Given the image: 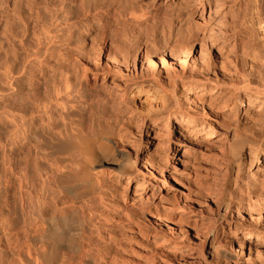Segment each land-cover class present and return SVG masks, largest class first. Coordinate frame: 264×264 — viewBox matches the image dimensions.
I'll list each match as a JSON object with an SVG mask.
<instances>
[{
    "label": "bare ground",
    "instance_id": "6f19581e",
    "mask_svg": "<svg viewBox=\"0 0 264 264\" xmlns=\"http://www.w3.org/2000/svg\"><path fill=\"white\" fill-rule=\"evenodd\" d=\"M263 2H255L257 21L252 16L255 19L251 23L253 27V22L264 25V20H260L264 15ZM50 5L42 15L32 14L30 10L24 14L26 18L18 14L21 18L19 30L16 27L12 31L5 29L1 37L0 264H169L167 259L174 258L171 251L180 248L203 261L205 245L223 264H232L230 261L237 253L223 247L220 233L230 224L227 220L230 204L216 203L218 215H221L209 234H190L183 224L187 218L184 221V214L179 211H183V206H191L190 190L184 192L180 184L171 185L168 180L176 176L174 170H177L168 165H174L169 150L170 143L177 140L171 134L170 123L175 120L181 131L177 143L183 142L180 139L186 132L195 134L204 145L231 128V140L242 137L234 145L236 148L231 147L235 156V181L232 180L233 188L228 189H231L230 202L232 192L241 188L237 182L241 161L240 156L235 155L236 150L247 146L248 155L256 159L264 151V140L257 132L259 126L264 127V33H255L252 27L254 32L248 29L244 35L241 33V49L244 54L252 53L254 63L250 64L259 68L255 65L254 68L250 66L249 71L241 70L242 76L229 82L228 77L226 81L222 74L219 75L211 61L202 66L188 63L191 43L187 39H180L178 46L163 49L157 55V51L147 47L145 51L142 49L144 52L137 45L135 48L130 45L133 49L121 47L107 39V33H102V41H95L96 47L89 50L84 45L85 35L78 33L77 21L72 20V10L69 12L70 8L64 7L62 0H51ZM0 14L4 12L0 10ZM30 20L34 23L28 27ZM104 55L105 61L99 62ZM166 58L165 71L157 70V59L165 61ZM99 78L104 90L97 91L96 100L93 97L94 100H90L88 93ZM221 89H239L240 92L229 91L230 95L222 102L219 100V105L230 106L232 101L233 107L240 102L244 109L232 110L233 107L226 118L215 112L206 101L213 99L211 93L222 92ZM224 94L217 95L222 98ZM244 100L247 104H243ZM254 104L257 108L252 111L250 106ZM86 108L90 115L83 119L80 113ZM98 108L103 116L98 115ZM241 122L245 125L242 135L237 131ZM152 126L163 146H167L162 150L164 157L153 158L154 155L147 151L141 156L136 147V144L146 143L147 138L142 133ZM186 150L183 149L180 161L184 169ZM171 153L174 155L176 148L173 147ZM186 171L188 175L196 172L194 169ZM160 177L163 183L150 195L143 196L147 185L156 183ZM222 182L225 181L221 178L218 183ZM133 183L134 195L127 209L123 204L127 203ZM263 186L257 188L250 184L245 187L243 196L247 197V208L255 200L258 201L254 202L256 205L261 204ZM221 188L218 189L220 196L223 186ZM91 201L113 206L105 218V225L94 222V228L88 229L86 234L84 220L81 215L76 216L74 210L92 206ZM173 216H176L175 228L171 223ZM149 226L153 230L150 231ZM177 229L178 238H182L179 241L174 236ZM246 236H250L248 229L239 237ZM151 238V242L160 243L153 248L154 254L135 257L137 243L144 248ZM242 242L237 240L240 247ZM262 242L264 236L257 233L255 241L249 242V253L263 254Z\"/></svg>",
    "mask_w": 264,
    "mask_h": 264
},
{
    "label": "rangeland",
    "instance_id": "374dc122",
    "mask_svg": "<svg viewBox=\"0 0 264 264\" xmlns=\"http://www.w3.org/2000/svg\"><path fill=\"white\" fill-rule=\"evenodd\" d=\"M119 1L103 0V3H100V0L99 2L97 0L96 1L87 0V2L86 0H62L63 6L64 7L68 6L67 8L68 9L70 8L68 10L69 12L72 10L70 12L71 17H73L72 20L74 19L73 21L75 22L77 21V23L75 22L74 23L79 26L80 31L77 29L78 33L81 32L85 35L83 37L86 40L84 41V45L86 44L87 46L86 45L85 46L86 48L88 47L89 50L93 48L92 46L95 45V41L97 43L102 41V37L100 36L102 35V33H107V37L106 35L105 37L110 40L112 39L114 43H117L121 47L124 48L130 47V49H133L135 48L134 45L135 46L137 45V47H141V50L144 49V51L145 48L147 47V49H149L150 51L153 50L157 51L156 52L157 55L163 49L166 50V49H170L172 46H178L180 43V39L182 41L183 40L185 41L187 39V41L191 43V47H189L190 52L187 57L188 63L191 62L190 64L194 63L195 66L198 65L202 66L203 63L207 61H211L218 69L219 75L222 74L225 80L228 77L229 79L227 78V80L229 82L237 81V79H239L242 76V75L240 76L241 70L247 69V71H249L250 69L254 68V66L256 65V64H252L253 65L252 66L250 64L253 62V60L251 59L252 53L244 54L242 50L243 48L241 49V47H243L242 35H244L243 33L249 32L248 29L254 32L253 31L254 28H255L254 29L255 33L256 32L264 33V31H261V29L264 30L263 28L264 25L261 24L262 25L261 26L259 24L261 22L258 23L259 26L261 27L256 25V22H253V25L255 24V26L259 27L258 28L259 31L256 29L257 27L255 26L253 27L251 25L252 20L255 21L254 18H256L257 16L255 13L256 10H254V6L257 5V3L255 2L256 1L263 2L264 0H256V1L255 0H126V1L121 0V2ZM85 2L89 6H86ZM93 2L94 4L97 2L98 6H96L97 3L95 5L92 4ZM244 3L245 5H243ZM50 4H51V0H0V10L1 12H4V14H0V46L2 45L1 43H3V41H1L2 40L1 37L6 30L11 29L12 31L15 30V27L17 28V30H19V26H21V21H20L21 18L18 17V14L21 16L23 15V17L26 18L27 15L24 16V14H28V10H30L32 14L38 13L42 15L43 12L48 11L47 7L51 6ZM263 7H264V2H263ZM76 10H78L80 13H78V11L76 13L75 12L73 13V11ZM5 12L7 15H5ZM263 12H264V8H263ZM73 14H75L77 17L75 15L73 16ZM252 16L255 17L253 18ZM260 20L261 21L264 20V15L260 17ZM248 21L249 23H247ZM242 22L245 23L246 25L243 24ZM33 23L34 21L32 22V20H30V22L28 21V25H29L28 27H31ZM5 24H7L8 26L6 27ZM177 41L179 43H177ZM130 45L131 46L133 45L132 46L133 48H131ZM232 45H234V47L231 49ZM95 47L96 46H94V48ZM144 51L142 50V52ZM105 56L106 55H104L102 60L100 59L99 62L105 61ZM158 60L159 59H157L155 63L156 69L165 71V69L167 68L166 64H168L167 58L165 61L164 60L158 61ZM255 67L256 69L259 68L257 67V65ZM232 79L234 80L232 81ZM101 80L102 79L99 78L98 82L96 81L95 85L93 84V88L88 93V99L94 100L96 98L95 95L97 91L100 92V90L101 91L104 90V87L102 86L103 81ZM221 90L222 92H219L220 90H217L211 93L210 96H212L213 99L212 100L208 99V101H206L207 103L211 104L215 112H217L218 114L222 113L221 116L226 118L229 116L230 110L233 107L235 109L233 108L232 110H236L237 108L244 109V106H241L240 102L237 103L236 106L235 104L234 106L232 105L233 107H231L232 101L229 103L230 106L228 104H227L228 106L219 105L218 101L220 100V102H222L226 96H229L230 95L229 91L230 93L234 92L235 94H238L240 92L239 89L238 90L236 89L235 91L231 89H221ZM8 92L11 93V90H9ZM218 93L221 94L226 93V94H224L223 97L221 98V96L217 95ZM92 97L95 98L92 99ZM243 104H247V101L244 100ZM256 108L257 107L255 106V104L250 106V109L252 111H254ZM81 114H83L82 115L83 119H86L87 117H89L90 111L89 109L86 108L85 110L81 111L80 115ZM98 115L103 116L101 114L100 108H98ZM220 118L222 119V117ZM229 122L232 123V121ZM174 123L173 124L170 123V130L172 131L171 134L174 137H176V139L178 140L180 138L179 136L181 135V131L179 129L178 124L177 123L174 124ZM244 126L245 125L243 124V122H241L238 125L237 131L240 132L238 134L242 135L241 133ZM260 127L262 128V130L260 129ZM257 129H259L257 130L258 134L262 135L259 137H261V139L264 140V134H262L264 133V127L259 126V128ZM156 131L157 130L156 128L154 129V126L149 127L147 129V132L145 133L143 131L142 135L145 138H147L146 143L140 146L136 144V147L139 149V151H141V152L138 151L141 156H143V154H145L146 151L147 153L151 154V156L154 155L153 158L159 156L161 157L165 156V153L163 151L166 149L167 146L166 145L163 146L161 139L158 138L159 136L155 135ZM232 133L233 131L231 128L230 131L226 133H222L217 137H214V139L208 143L209 145L206 144L204 145L202 143L200 144L201 139L197 138L195 134L189 132L182 134L180 139L183 141L182 143H177V140L171 142L169 156L172 160H174L173 161L174 165L172 164H168V165L170 166L169 168L173 167L174 169L175 167V169L177 170H174L176 176L168 177V180L171 181V185L180 184L179 186H181L180 188H182L184 192H186V190L188 191L190 190V197L188 201L189 204H191V206L190 205L183 206L184 207L183 211H179L184 214V221L187 220L186 222H183V224L185 223L184 226L187 227V229L190 231V234H194V233L209 234V231L212 229L211 226L213 227L214 224H216L217 219L220 217L219 215H221V214L218 215L217 212L218 204L216 205V203H220L221 205L222 204L227 205L228 203L230 204L232 211L227 213L228 214L227 220L228 223H230L229 224L230 226L226 225L225 226L226 228L224 227V229L220 231V233H222L221 238L223 239V247L227 248L228 251L233 250L234 252L237 253L236 254L237 257L234 260H231L230 262L232 264H264V250H263V254L261 252L260 254H258L257 252L255 253L252 252L250 254L248 250L249 242L255 241V235L257 233L262 234L264 236V204H263L264 198L260 200L261 202L260 205L258 204L256 205L254 202L257 200H255L254 202L252 201V205L247 208V204L245 203L247 197L246 198L244 197L247 190L245 187L247 186L250 187L251 184V187L255 186L257 188L258 187L261 188L264 185L263 184L264 183L263 182L264 181L263 180L264 151L263 152L261 151L258 154V159H256L251 155H248L250 150L247 146H243L240 150H236L235 155L236 157L240 156L239 158L241 161L238 170V177H237V182L241 186V188H238L240 191L237 190L235 192H232L233 194L231 195L233 197L229 202L228 198L231 189L230 190L228 189L233 188L232 186H234V184L232 183L234 182L232 180H234L233 178L235 175L234 173L235 171L233 168V165L235 163L234 162L235 156L234 154L232 155L233 149L231 147H235L240 142L239 140L242 139V137H240L241 139L238 138V140L235 139L231 140L232 138L231 136H233ZM183 136L184 138H182ZM173 147L176 148V153L174 155H172L171 153V149ZM186 148L187 150L184 154V159L186 160V168L184 169L180 161L183 159V157H181L182 156L181 154H183V149ZM230 148L232 149V151ZM230 155H232V157ZM249 156H251V158H249ZM191 164L194 165L192 166ZM191 168L194 169V172L196 171L194 174H196L197 178L194 174H190L191 176L187 174L186 170L191 172L192 170ZM213 177H214V181L212 183L211 181ZM221 178L223 181L225 182L227 181V182L226 183L222 182L219 184L218 182ZM186 180H188L189 182ZM260 182H262V184ZM162 183H163V179L162 177H160L156 183L147 185L146 189L143 191V196L146 197L147 195H150L151 191L157 189V187H159ZM227 183L229 184V186ZM226 184L227 187L225 186ZM242 184L243 185L245 184V186H243ZM222 186H223V193H221L220 196L218 189L220 191V189H222L221 188ZM134 188H135V183L131 185L130 192L128 194L127 203L124 202L125 204H123L124 208L128 209L129 202L134 195V190H135ZM239 194H241V196ZM145 197L142 198L144 199ZM243 197L245 198V200H243L244 199ZM144 201L147 204L150 205L152 204V201L150 202L146 200ZM90 203L92 204V206L90 204L87 205L88 207L85 205L84 206L85 208L82 209L83 211L74 210L75 215L76 216L81 215L82 219L84 220V223L86 225V229H85L86 234L87 231H89L88 229L94 228L92 227V223L94 222H96V224L99 226L105 225L104 222L105 218L108 217L107 215L109 212H111L113 206L112 204H108L107 206L105 205L101 206L98 205L96 201H91ZM256 203H258V201ZM236 209H238V213ZM250 214H252V217L250 216ZM254 215H256V217H254ZM148 216L147 217L151 219V216L150 215ZM173 218L174 220H172L171 222L172 225L173 222H175L176 220V216H173ZM89 219L92 220L90 221ZM173 227L175 228V225H173ZM149 229L150 231L153 230L152 226ZM247 229L250 232V236H246L245 237L246 239L239 237L240 234ZM259 229L261 232L262 231L263 232L262 233L258 232ZM177 232L178 229L176 230L174 235L177 236V239L175 240L177 241L182 240L181 237L178 238ZM151 240L152 238L150 239V241L148 240V246L146 247L144 246V248L139 243H137L138 249L136 250L137 253H135L134 256L151 257L152 254H154V251H156L154 249L160 244L159 242H155V241L151 242ZM237 240L241 242L243 241L241 247L237 243ZM262 246L264 249V242H262ZM204 248H205L204 253L206 255L205 256L206 258L203 261L201 260L199 261L193 258L192 257L193 253L188 252L187 249L185 250V248H180L178 250L171 251V254H173L174 258L167 259V262L169 264H219V263L223 264L222 261H220L217 258L216 253H213L214 251L210 250L209 246L205 245ZM179 253L182 255L180 256Z\"/></svg>",
    "mask_w": 264,
    "mask_h": 264
}]
</instances>
